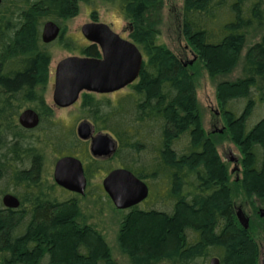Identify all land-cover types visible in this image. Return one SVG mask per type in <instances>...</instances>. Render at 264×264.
Instances as JSON below:
<instances>
[{"label":"trees","instance_id":"1","mask_svg":"<svg viewBox=\"0 0 264 264\" xmlns=\"http://www.w3.org/2000/svg\"><path fill=\"white\" fill-rule=\"evenodd\" d=\"M92 1L1 0L0 264H117L103 238L84 223L83 195L53 182L50 156L82 159L88 182L113 170L114 161L146 184L147 198L119 221L118 248L128 264H209L212 258L258 264L259 246L249 226L238 223L233 190L247 200L264 199V116L256 112L264 105V34L241 58L249 32L264 27V0H183L180 30L195 58L191 65L159 43L161 0H99L116 4L128 23V40L143 57L125 95L80 96L79 119L116 143L107 159L91 157L87 142L55 121L44 102L51 54L41 41L42 27L48 21L59 26L53 42L59 48L100 58L96 45L65 37L78 5ZM91 17L95 22L94 12ZM198 63L213 81L239 66L237 79L215 87L224 131L239 151L241 178L234 183L200 124L191 72ZM25 109L39 115L36 128L18 124ZM60 192L70 198L61 200ZM6 194L18 200L16 209L4 207ZM147 226L159 229L154 239L141 235Z\"/></svg>","mask_w":264,"mask_h":264},{"label":"rangeland","instance_id":"2","mask_svg":"<svg viewBox=\"0 0 264 264\" xmlns=\"http://www.w3.org/2000/svg\"><path fill=\"white\" fill-rule=\"evenodd\" d=\"M161 2L162 6L159 11L158 25L159 43L169 48L187 63L193 64L195 58L186 45L180 30L183 0H161ZM93 12L95 13V22L108 25L115 34H118L123 39H128V23L121 16L116 4H106L99 0H93L88 4L80 3L78 5L76 16L69 19V21L65 25V37L72 38L79 45H86L88 42L81 35L80 28L84 24L93 22L91 17V14ZM263 34L264 27L257 30L253 29L249 32L246 40V46L242 52L241 58L244 56L246 50L255 42H257ZM49 51L51 54L49 65V81L44 94V102L52 109L53 119L55 121L61 123L64 128L73 129L75 131L76 127L81 122L85 121L79 119V113L77 109L79 102L69 108H57L52 102V91L56 65L64 58L79 55L63 50L59 48L55 43L50 44ZM191 72L194 75L195 96L199 107L201 127L204 130L205 135L208 134L212 137L211 139L215 143L220 159L227 164L228 173L230 175V182L234 183L235 180L241 178V170L236 171L235 167L238 166L234 165L232 162H227L226 159H229L231 157L230 153L235 156H239V151L236 146L229 141L228 133L222 130L226 125L222 116L220 115V110L217 106L215 98V87L216 84L220 81H233L237 79L240 74L239 66L236 67L231 75L224 78H218L215 81L210 79L207 72L199 63L191 69ZM127 92L128 89L125 88L107 96L111 100H116L117 98L125 95ZM256 112L258 118L264 116V105H261V107L258 108ZM258 113L260 115H258ZM257 119L254 117V121H256ZM252 124H255V122ZM56 161L57 159H55L54 157H49L47 169L51 176ZM110 165L113 169L120 168V166L117 165V163H115L114 161H112ZM105 176L106 174H104V172L102 171L93 175L92 179L88 182L86 194L83 196H78L81 215L84 223L91 230H93L103 238L105 245H107V247L110 249L111 255L117 261V264H128L126 257H124L120 253L117 242L119 221L122 218L123 214L126 213V211L117 210L108 199L106 193L103 191L101 183ZM69 196L70 195H68L67 193L60 192L61 200L70 198ZM244 196L245 195H243L241 192L239 193L238 190H233L235 213L238 211V209H240L244 213L245 217L248 218L250 235L259 246L258 264H263L264 216H261L260 212L264 210V199H259L253 196L251 197V199L247 200ZM148 206L149 203L145 206L140 205L138 206V208L140 210H145L148 208ZM138 227L139 226H137V229H139ZM158 230L159 229L157 227L147 226V229L145 230V232L142 231L141 235L149 233V236L147 238L151 237L154 239V235L158 233ZM132 238L136 239L137 237Z\"/></svg>","mask_w":264,"mask_h":264},{"label":"water","instance_id":"3","mask_svg":"<svg viewBox=\"0 0 264 264\" xmlns=\"http://www.w3.org/2000/svg\"><path fill=\"white\" fill-rule=\"evenodd\" d=\"M60 30L55 23L46 22L41 32L42 43H53ZM80 33L87 42L98 47L100 58L69 56L56 65L52 102L60 109L73 106L79 101L82 93L109 95L120 91L133 84L141 70L143 57L139 49L128 39H122L115 34L108 25L90 22L80 28ZM18 124L26 130L34 129L39 124V115L32 109H25L18 117ZM76 135L81 141H89V153L93 158H110L115 152L114 139L108 134L93 135L92 126L87 121L76 127ZM230 155L227 161L236 164L238 157L232 153ZM52 179L65 191L77 195L85 193L87 180L84 168L82 162L75 157L59 158L54 164ZM101 186L112 205L119 211L139 205L148 196L146 184L123 168L107 173ZM2 203L9 209L19 206L18 200L10 194L4 195ZM260 215L264 216V210ZM236 218L238 223L247 229L248 218L240 209ZM209 264H218V260L212 258Z\"/></svg>","mask_w":264,"mask_h":264},{"label":"flooded vegetation","instance_id":"4","mask_svg":"<svg viewBox=\"0 0 264 264\" xmlns=\"http://www.w3.org/2000/svg\"><path fill=\"white\" fill-rule=\"evenodd\" d=\"M222 130H224V127H223V129ZM221 130V131H222ZM88 144V143H87ZM231 156V155H230ZM228 159H226V161H227ZM238 161H239V158H238ZM228 162V161H227ZM83 164V163H82ZM236 166H238V162H237V164H236ZM83 167H84V165H83ZM236 169V171H239V168L238 167H235ZM85 172V171H84ZM87 180V179H86ZM88 187V181H87V183H86V188ZM237 213V212H236Z\"/></svg>","mask_w":264,"mask_h":264}]
</instances>
